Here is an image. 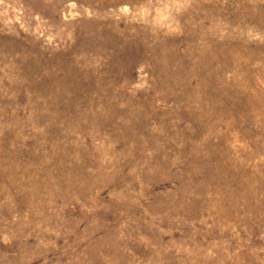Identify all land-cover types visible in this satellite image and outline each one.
Instances as JSON below:
<instances>
[{
	"label": "rangeland",
	"instance_id": "rangeland-1",
	"mask_svg": "<svg viewBox=\"0 0 264 264\" xmlns=\"http://www.w3.org/2000/svg\"><path fill=\"white\" fill-rule=\"evenodd\" d=\"M0 264H264V0H0Z\"/></svg>",
	"mask_w": 264,
	"mask_h": 264
}]
</instances>
